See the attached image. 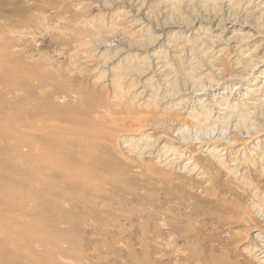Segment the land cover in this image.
Here are the masks:
<instances>
[{"label":"rangeland","instance_id":"obj_1","mask_svg":"<svg viewBox=\"0 0 264 264\" xmlns=\"http://www.w3.org/2000/svg\"><path fill=\"white\" fill-rule=\"evenodd\" d=\"M263 53L260 1L0 0V264H264Z\"/></svg>","mask_w":264,"mask_h":264},{"label":"bare ground","instance_id":"obj_2","mask_svg":"<svg viewBox=\"0 0 264 264\" xmlns=\"http://www.w3.org/2000/svg\"><path fill=\"white\" fill-rule=\"evenodd\" d=\"M256 2H264V0H255ZM263 55H264V53H263ZM262 60L260 61V62H264V57L262 56ZM3 64L4 65H7V66H9L10 64H11V62H10V59H9V57H6V59L4 60V62H3ZM258 64V63H257ZM257 64H253V65H251V70H250V76H253L252 77V79H254L255 80V78L257 77V74H258V72H257V68H259L258 67V65ZM261 64V63H260ZM263 64V63H262ZM242 67V66H241ZM39 78H40V76H39ZM34 79V80H33ZM33 81H38V78L37 77H35V75L33 76ZM251 88V87H250ZM249 92H253V91H259L260 92V89L259 90H257V89H247ZM264 90V89H263ZM84 93V94H83ZM79 95H85V92L84 91H81V93H79ZM70 96H72V95H70ZM75 97V96H74ZM86 98H88L87 96H85ZM70 98V97H69ZM64 99V98H63ZM74 99H76V98H74ZM70 99H68L67 98V102H65V103H63V104H60L57 100H55V99H52L49 103H50V105H51V107H54V108H58L60 111H67L69 114H70V112L73 110V107H71V106H73V105H71V100L69 101ZM79 100H81V98L79 99ZM90 100H91V98H90ZM74 101H76V100H74ZM89 101V100H88ZM92 101V100H91ZM72 102H73V100H72ZM90 102V101H89ZM99 103V102H98ZM73 104V103H72ZM248 104L250 105V106H252V105H254V104H256V103H254L252 100L251 101H248ZM99 107H100V109H102V111H104V113H106V112H109L108 114H110V112H112V114H113V117H114V112H113V109H112V106H111V104L110 103H106V102H100L99 103V105H98V108H97V103H96V108L97 109H99ZM74 108H76V106L74 107ZM82 108H83V105H82ZM96 108H95V110H96ZM85 109H86V107H85ZM89 111V110H88ZM98 111V110H97ZM248 111V110H247ZM116 113H117V111H115ZM124 112V111H123ZM100 113V112H99ZM103 113H101V115H102ZM120 113H118V115H119ZM122 114V113H121ZM120 114V115H121ZM104 115V114H103ZM117 115V114H116ZM115 115V116H116ZM109 116H112V115H109ZM124 117H122L121 119H123ZM250 120V119H249ZM115 123H117L116 121H114ZM114 126V124L113 123H111V126ZM142 126V125H141ZM190 126V125H189ZM144 128V127H143ZM141 129H142V127H141ZM137 130V129H136ZM140 130V129H139ZM131 135H132V132L131 133H124V135L122 136L123 137V139H129V137H131ZM133 136V135H132ZM234 143V142H233ZM167 155V154H166ZM183 156V155H182ZM220 156V155H219ZM219 158V157H218ZM192 161L191 160H189V161H187L186 163H191ZM200 164V163H199ZM203 166V165H202ZM201 166V167H202ZM195 168H197V177L198 176H200V177H202L200 174H202L203 173V171L205 170L206 171V173H211V171H212V169H208L207 167H205L204 168V170H199V168L197 167V165L195 166ZM203 168V167H202ZM207 168V169H206ZM214 171V170H213ZM203 174H205V173H203ZM217 174H218V172H217ZM204 176V175H203ZM202 186V185H201ZM201 198V196H199V195H197V196H195L194 198H193V201L195 202V201H197V200H199ZM196 203V202H195ZM186 233H187V231H186Z\"/></svg>","mask_w":264,"mask_h":264}]
</instances>
